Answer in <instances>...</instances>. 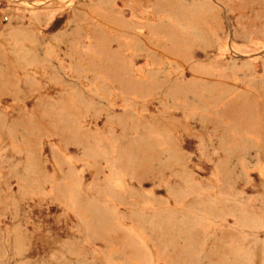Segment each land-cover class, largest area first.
<instances>
[{
  "label": "rangeland",
  "instance_id": "rangeland-1",
  "mask_svg": "<svg viewBox=\"0 0 264 264\" xmlns=\"http://www.w3.org/2000/svg\"><path fill=\"white\" fill-rule=\"evenodd\" d=\"M0 264H264V0H5Z\"/></svg>",
  "mask_w": 264,
  "mask_h": 264
},
{
  "label": "built area",
  "instance_id": "built-area-1",
  "mask_svg": "<svg viewBox=\"0 0 264 264\" xmlns=\"http://www.w3.org/2000/svg\"><path fill=\"white\" fill-rule=\"evenodd\" d=\"M6 8H7V2L5 0H0V17Z\"/></svg>",
  "mask_w": 264,
  "mask_h": 264
}]
</instances>
